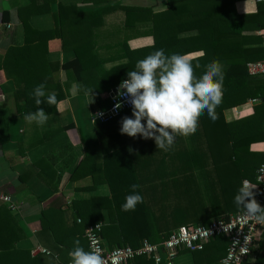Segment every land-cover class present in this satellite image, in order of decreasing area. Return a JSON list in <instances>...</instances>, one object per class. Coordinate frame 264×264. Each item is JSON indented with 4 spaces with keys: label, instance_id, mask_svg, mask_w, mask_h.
Returning <instances> with one entry per match:
<instances>
[{
    "label": "crops",
    "instance_id": "crops-1",
    "mask_svg": "<svg viewBox=\"0 0 264 264\" xmlns=\"http://www.w3.org/2000/svg\"><path fill=\"white\" fill-rule=\"evenodd\" d=\"M43 2L36 0L37 6ZM28 3V0H0V60L10 48L24 44L26 37L19 14L20 8ZM58 4L70 8L63 20L72 18L76 21L67 22L64 41L55 37L48 42L47 58L54 64V69L49 77L51 80L46 79L45 91L61 93L64 97L53 112H46L50 119L43 127L35 122L29 124L19 116L17 104L22 102L18 101L16 80L14 76L8 77L0 67V193L8 195L15 206L11 211L0 202V240L10 248L30 251L31 257L41 256L42 264L63 263L70 258L68 253L76 239L85 249L84 230L88 223L80 219L79 211L92 214L101 207L98 223L102 227H114L110 225L109 209V203L115 207L113 192L123 198L131 191L132 184L141 186L138 191L144 198L143 204L151 211L169 213L174 208L186 209L188 201L181 192L178 193V185L173 187L168 180L186 178L189 175L187 164L193 161L194 174L203 186L204 178L209 174L208 167H197V159L203 161V157L193 153H201L209 142L214 145L218 140L214 128L199 122L195 134L177 136L172 148L162 151L153 139L121 134L120 121L124 116H131L132 110L122 112L106 124L90 121L94 111L108 105L122 81H118V76L123 72H109L115 67L134 65L139 58L130 52L152 47L150 15L165 11L166 0H55L50 4V12L29 17L30 26L40 31L53 29V13ZM258 4L243 0L237 2L235 8L239 14H253ZM108 7L114 9L101 17L95 16L92 21V13ZM121 7L144 8L149 15L126 16ZM34 9L36 7L32 6ZM4 13L8 16L3 20ZM23 16L27 17V12H23ZM79 17L87 21L81 22ZM194 33L185 32L181 36ZM255 34L260 35L259 31ZM261 47L264 49V41ZM77 54L82 64H76L68 71L58 68L73 61ZM202 54L197 51L187 57L192 60ZM42 67L40 64L39 69ZM78 75L82 77L81 81H77ZM36 77L41 81L40 74ZM88 90L93 91L94 96L90 104ZM261 102L262 98H255L224 110L225 122L252 115ZM250 150L264 158V142L252 144ZM162 180L167 184L166 193L160 189ZM202 194V205L211 211L208 193ZM119 205L121 199L117 201ZM168 220L177 228L194 224L186 215L180 216L179 220ZM77 230L82 231V235ZM103 240L110 249L119 246L120 236L113 229V234L104 236ZM226 248L225 239L212 240L201 251L181 250L175 264H222ZM42 249L48 254L42 253ZM147 260L129 264H152ZM263 263L264 228L255 237L250 255L243 264Z\"/></svg>",
    "mask_w": 264,
    "mask_h": 264
},
{
    "label": "trees",
    "instance_id": "trees-1",
    "mask_svg": "<svg viewBox=\"0 0 264 264\" xmlns=\"http://www.w3.org/2000/svg\"><path fill=\"white\" fill-rule=\"evenodd\" d=\"M28 1L26 6L20 8L22 14H19L26 37L24 44L20 47L10 48L0 60V67L4 69L8 77L14 76L16 80L18 101L22 102V104H17L20 117L35 112L38 107L43 108L46 112L55 110L56 105H49L46 102V97L42 98L45 100L43 104L36 105L35 98L31 93L37 85L45 83L46 79L51 80L49 77L54 69L52 67L54 64L47 58L48 42L55 37L64 41L65 29L69 21H76V19L71 20L72 18H67V21L63 20V15L66 17L67 10L70 8L58 4L57 11L53 13L54 28L35 30L29 24V17L32 14L50 12V4L55 0H44L40 6H37L36 0ZM239 1L243 0H166L167 9L165 11L153 15L150 13L151 34L154 43L150 48L130 52L132 56L141 60L161 48L165 50L166 55L172 53L187 55L202 51V56L190 60L194 67V75L197 77L203 74L205 65L213 60L219 61L222 65L224 72L222 100L215 110L218 118L213 122L205 112L199 119V122L206 127L211 126L215 129V137L218 136V140L214 145L209 142L201 153L200 151L193 153V155L203 157V161L200 158L197 159L198 161L194 159L197 167H208L206 171H209V174L204 178V187L200 185L194 174L193 161H189L187 164L189 165V175L186 178L168 180L173 184V187L178 185V193L181 192L184 199L188 201L186 209L174 208L169 213L165 210L157 212L151 211L147 205L140 203L137 204L134 211L126 212L122 211L121 205L125 202L126 195L131 191L126 192L123 198L115 196L113 192L115 207L109 203V209L112 216L110 225H114V227H102V238L107 235L111 236L114 229V232L120 236L119 246L128 245L135 248L144 240L150 243H159L167 239L177 229V226L170 225L168 219L179 220L180 216L186 215L194 223L193 225H208L213 220H226L240 212L234 203L237 190L244 180L254 181L255 171L264 161L263 156L250 150L252 144L264 142V79L250 76L246 67L249 62H264V49L261 47L264 41L262 37L264 34V3H259L257 11L253 14H239L235 8V4ZM32 6L36 9L32 10ZM112 9L114 8L108 7L96 10L91 14L92 21H95V16L101 17L102 14ZM120 9L126 12V16H131V14H139L142 17L145 14L149 15V11L144 8L121 7ZM23 12H27V17L23 16ZM3 16L4 20L8 15L4 13ZM79 19L84 23L87 21L83 17H79ZM190 31L196 33L181 36ZM257 31L260 35L255 34ZM37 63L39 65L36 68ZM136 63L115 67L109 73L123 72L118 76V81L127 79L128 71L135 70ZM40 64L43 65L42 69H39ZM76 64H82L78 54L73 61L66 62L58 68L68 71ZM197 64L200 67H196ZM36 74L42 76L41 81L36 77ZM77 79V81H81L82 77L78 75ZM56 97L57 101H60L64 96L60 93L56 94ZM255 98H262V102L254 108L252 115L233 122H225L224 110L245 104ZM182 166L184 167L185 164ZM161 183V192L166 193L165 180H162ZM109 185L114 191V186L110 181ZM203 192L208 193L211 211H207L206 207L202 205ZM117 198L119 201L121 199L119 207ZM92 202L95 201L92 200ZM100 208L91 212L92 214L79 211L80 219L86 221L88 225L98 223ZM52 232L55 233L53 230ZM77 232L82 235V231L77 230ZM218 239L227 241L225 237H217L213 240ZM60 243L65 245L63 242ZM85 250L88 251L87 241ZM146 260V258L139 257L133 261L139 263ZM69 261L70 258H67L63 263ZM151 262L154 264L153 261ZM0 264H42V258L39 255L31 257L30 251L10 248L0 240Z\"/></svg>",
    "mask_w": 264,
    "mask_h": 264
},
{
    "label": "clouds",
    "instance_id": "clouds-1",
    "mask_svg": "<svg viewBox=\"0 0 264 264\" xmlns=\"http://www.w3.org/2000/svg\"><path fill=\"white\" fill-rule=\"evenodd\" d=\"M223 81V68L217 60L205 65V71L197 77L187 55H166L162 48L150 53L137 61L135 70L128 71L127 79L119 85V96L126 97L132 106V115L124 116L120 121L121 134L153 139L158 150L169 151L177 136L195 134L199 119L205 112L215 122L218 118L215 110L222 100ZM45 89L46 82L33 89L31 95L36 105L43 104L45 100L42 98L45 97L49 105H56V94ZM86 94L91 97L89 104L92 103L93 91L88 90ZM121 107L122 104L118 102L115 110ZM49 119V114L40 107L24 116L29 124L35 122L41 127ZM259 171L264 172V164ZM140 187L139 184L131 185V192L121 205L122 211H134L137 204L143 203L144 198L138 191ZM256 187L247 181L243 182L237 190L234 203L244 217L264 221V206L257 201L253 191ZM68 254L70 264H105L97 250L86 251L79 239L74 241V247Z\"/></svg>",
    "mask_w": 264,
    "mask_h": 264
},
{
    "label": "built area",
    "instance_id": "built-area-1",
    "mask_svg": "<svg viewBox=\"0 0 264 264\" xmlns=\"http://www.w3.org/2000/svg\"><path fill=\"white\" fill-rule=\"evenodd\" d=\"M253 1L264 3V0ZM262 37L264 39V34ZM246 67L250 76L264 79V62H249ZM118 102L122 104V107L115 110V105ZM130 109L132 106L128 103V99L120 97L118 91L117 94L110 97L105 109H99L91 114L90 121L92 124H106L120 116L122 112ZM100 113L102 115H98ZM262 164L257 167L253 182L243 181H247L252 186H257L253 191L261 206L264 205V172L259 171ZM0 202L6 204L11 211L15 208L10 197L6 194L0 193ZM77 221L80 222L79 219ZM262 228H264V221L253 217H244L240 211L226 220H213L208 225L179 227L162 242L150 243L144 240L135 248L127 245L109 249L101 236L102 225L100 223L87 225L84 230V237L87 241L88 250H97L105 264H127L139 257L151 260L154 264H175V258L181 250L201 251L211 240L217 237H225L228 244L222 264H243L250 255L255 237ZM40 251L48 254L46 250ZM58 264H70V261Z\"/></svg>",
    "mask_w": 264,
    "mask_h": 264
},
{
    "label": "water",
    "instance_id": "water-1",
    "mask_svg": "<svg viewBox=\"0 0 264 264\" xmlns=\"http://www.w3.org/2000/svg\"><path fill=\"white\" fill-rule=\"evenodd\" d=\"M118 93V89L117 90H115L114 92H113V94L112 95H115V94H117Z\"/></svg>",
    "mask_w": 264,
    "mask_h": 264
}]
</instances>
